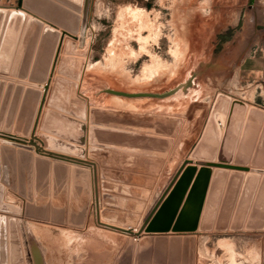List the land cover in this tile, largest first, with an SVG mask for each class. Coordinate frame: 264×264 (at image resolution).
I'll return each instance as SVG.
<instances>
[{"label": "water", "instance_id": "1", "mask_svg": "<svg viewBox=\"0 0 264 264\" xmlns=\"http://www.w3.org/2000/svg\"><path fill=\"white\" fill-rule=\"evenodd\" d=\"M89 6L90 0H84L82 28ZM23 8L44 15L38 0H24L20 8L0 6V128L29 136L37 118L39 131L29 142L0 143V211L21 212L19 206L5 200L8 187L29 201L26 216L83 228L92 200L89 168L71 166L39 152L64 156L94 168L98 162L103 179L112 174L104 170L110 167L112 156L154 165L153 174L136 170L158 176L174 144L164 171L173 180L137 231L130 228L139 224L137 214L144 203L139 204L136 215H126L112 211V197L103 195L105 208L99 217L104 223L99 222L132 236L114 264H196V232L242 230L246 215L247 229H264V175L260 176L264 173V108L249 107L242 99L232 100L230 95L220 93L205 126L203 121L185 120L175 114L94 104L88 109V99L80 94L79 82L90 45L83 48L80 36L78 49L77 38L71 39L63 32L67 39L62 42L56 75L48 81L63 34ZM217 113L226 123L223 133ZM87 140L90 160H84ZM157 145L166 148L159 152ZM193 145L190 158L196 159V165H187L189 160H185L175 173ZM102 188L107 192L110 184L103 181ZM143 231L172 234L170 238H154L141 236ZM9 261L34 264L23 220L0 217V264Z\"/></svg>", "mask_w": 264, "mask_h": 264}, {"label": "rangeland", "instance_id": "2", "mask_svg": "<svg viewBox=\"0 0 264 264\" xmlns=\"http://www.w3.org/2000/svg\"><path fill=\"white\" fill-rule=\"evenodd\" d=\"M38 1L43 7L39 8L44 13L41 16L51 20L50 24L78 26L79 34L68 33L69 38L76 37L78 43L81 36L83 45H90L80 88L92 105L181 115L185 120L203 121L205 126L218 94L254 98L255 85L242 77L240 62L245 54L242 44L255 42L256 31L257 42L264 45V17L257 23L253 18L260 14L258 0H90L84 28V0ZM23 4L24 0H0V6L8 8ZM55 13L69 19L57 20ZM56 69L57 64L52 80ZM38 131L35 123L29 136L7 131V136L0 135V143H19L8 136L33 140ZM39 153L71 166H87L90 173L93 168L64 156ZM68 186L71 188L72 181ZM70 199L69 195L68 206ZM5 200L17 206L29 203L8 187ZM97 201L92 187L84 228L24 217L34 264H114L130 234L102 224ZM6 216L21 219L0 213V217ZM248 222L246 215L242 230L196 232L197 264H264V229H247Z\"/></svg>", "mask_w": 264, "mask_h": 264}, {"label": "crops", "instance_id": "3", "mask_svg": "<svg viewBox=\"0 0 264 264\" xmlns=\"http://www.w3.org/2000/svg\"><path fill=\"white\" fill-rule=\"evenodd\" d=\"M18 7L20 8L21 6L18 5ZM256 8H258L257 10H259L260 12V14H255V16L253 17L254 21L257 23L259 21L260 16H261L260 18L264 17V0H258V2H256ZM23 9H25L31 14L37 15L38 17H40L41 19H43L48 23L52 22L51 20L45 19L44 17L36 14L35 12H33L28 8H23ZM55 17H57V20L59 19L60 21L63 20V22L69 19L68 17H63L62 19V17H60V14L56 15V13H55ZM53 25L62 32L65 31L70 32L69 29H71V27L61 28L58 27L56 24ZM257 33L258 32L256 31L255 42H248V43L245 42L242 44V54L245 53L242 56V60L240 62V70L242 72V77L247 79V81H253L255 85L254 88L255 93H253L254 94L253 100L247 98H242V99L246 100L250 104L255 103V105L264 108V45H260L257 42V37H258ZM42 87L44 88V86ZM80 94L88 98V100L90 101L89 97L82 93L81 88H80ZM221 129L223 132L224 126H221ZM165 148L166 147L164 145L156 146V149L159 152L164 151ZM192 149L193 147L186 154L184 159L180 162V164L176 168V172L181 167V165L185 160H189L187 165H196L195 164L196 159L190 158L189 153H191ZM173 150H174V144L173 146H171L169 150L167 159L163 161V165L160 168L161 174L158 176H152V174L155 172L153 170L155 168L154 165L139 163V161L131 157L112 156L109 157L108 164L110 165V167L106 168V170L110 171L112 174H110L107 177V179L104 180L101 176L102 167L98 164V162H95L96 171L94 172V166H93V168L91 169V182H92L93 191L95 192V195L98 199L97 205H99L100 210L105 208L103 205L104 194H108L112 197V208H111L112 211L120 212L126 215H134V214L136 215L139 210V206H140L139 204L144 203L145 205L144 209L142 210V212L137 214L139 215V217H141L138 226L130 229H134L136 231L138 227H141L172 181V177H168L167 175H165L164 171L168 165L169 157L172 154ZM215 161L217 162V160ZM249 163H250L249 166H251L252 162ZM197 166L199 168L201 167V165H197ZM137 167H142V168H137ZM136 169H143L141 170L142 172L145 173L150 172L152 174L149 175V174L139 173L138 170ZM147 179H151L152 181H149ZM103 181H107L108 183H110V188H108L107 192L104 191L102 188ZM144 190L151 192L147 200H143ZM21 208H22V214L16 216L18 218H21L25 223V219H24V217H26L24 214L25 207L22 205ZM89 222L91 223L90 217L88 223ZM25 227L27 229L26 223H25ZM125 229H129V227ZM146 234L147 233L143 231L141 233V236H144ZM171 234L172 233L169 232L162 235H168V238H170ZM198 235L199 234L197 233L196 236L197 247H198ZM128 237L130 238L132 236L128 235ZM196 249L198 252V248ZM196 264H197V257H196Z\"/></svg>", "mask_w": 264, "mask_h": 264}, {"label": "bare ground", "instance_id": "4", "mask_svg": "<svg viewBox=\"0 0 264 264\" xmlns=\"http://www.w3.org/2000/svg\"><path fill=\"white\" fill-rule=\"evenodd\" d=\"M46 22V21H45ZM48 23V22H47ZM73 23V22H72ZM71 27V29H69L70 30V32H68V31H65L66 33H69V34H73V35H75V36H77L79 33V27L78 26H70ZM60 32H62L61 30H60ZM62 34H63V32H62ZM72 35V36H73ZM65 38H66V34H63L62 35V39H61V41H60V45H59V47H58V50H57V55H56V58H55V63L53 64V67H52V69H51V72H50V75H49V80L48 81H53L52 80V76H53V74H54V70H55V68H56V64H57V67H58V63H59V59H60V56L62 55V50H63V43L62 42H64V40H65ZM79 38V37H78ZM78 45H79V39H78ZM79 47H80V45H79ZM84 47H86V45L84 46L83 45V48ZM85 62H86V60H85ZM84 67H85V65H84ZM83 71H84V69H83ZM82 75H83V72H82ZM54 79V78H53ZM81 80H82V76H81V79H80V82H79V88H80V83H81ZM6 81H8V80H6ZM29 81V80H28ZM25 85H27V84H25ZM28 86V85H27ZM26 87V86H25ZM80 92V91H79ZM226 94V93H225ZM232 100H234V98H232ZM92 106V104L89 102V100H88V109L90 108V107ZM214 106V105H213ZM249 107H250V105H249ZM212 109H213V107H212ZM212 111V110H211ZM216 118H217V120H218V122H219V124H220V127L221 126H224V129H225V125H226V123L223 121V118H222V115H221V113H217V115H216ZM37 119V118H36ZM36 119H35V124H36ZM88 121V120H87ZM86 121V122H87ZM88 125V124H87ZM90 125V124H89ZM88 125V126H89ZM0 129H2V128H0ZM3 130V129H2ZM5 131V130H4ZM221 131H222V129H221ZM1 133H4V134H6L7 133V131L6 132H3V131H0ZM13 132V131H12ZM11 132V133H12ZM223 132H224V130H223ZM222 132V133H223ZM87 142H88V140H87ZM87 145V144H86ZM88 145H89V143H88ZM89 147H90V145H89ZM89 149V148H88ZM86 153H87V156L86 157H88L89 158V156H88V150H86ZM190 154V153H189ZM84 158V160H90V159H87V158ZM215 161V160H214ZM216 162V161H215ZM83 163V162H82ZM99 164V163H98ZM85 165H89V164H86L85 163ZM192 166V165H191ZM251 167V166H250ZM96 168V167H95ZM94 168V172L96 171V169ZM102 169V168H101ZM212 169H215V167H212ZM104 170H106V168L104 169ZM231 171V170H230ZM154 173H156V171L154 172ZM159 173V175L161 174V170H160V172H158ZM248 172H245V174H247ZM264 175V174H263ZM168 176V175H167ZM262 176V175H261ZM108 177V176H107ZM107 179V178H106ZM105 180V179H104ZM167 180V179H166ZM105 182H107V181H105ZM108 183V182H107ZM108 184H110V183H108ZM165 185V184H164ZM9 192V191H8ZM144 198L145 197H147L146 198V200L149 198V196H150V194H151V192L150 191H145L144 190ZM12 194V193H11ZM12 197H15V195L14 196H12V195H10V198H12ZM9 199V198H8ZM6 201H8V200H6ZM8 202H10V201H8ZM26 202V201H25ZM145 206V205H144ZM20 208H21V206H19ZM24 214H25V216H26V209H27V207H26V205H24ZM144 209V208H143ZM21 210V212L20 213H12V212H6V211H0V213L1 214H8V215H11V216H13L14 215V217L16 216V215H21L22 214V208L20 209ZM142 212V211H141ZM2 216V215H1ZM139 216V215H138ZM6 218H7V216H6ZM11 218V217H10ZM18 218V217H17ZM29 218H32V217H29ZM141 218V217H140ZM21 220V219H20ZM19 222V221H18ZM140 222V221H139ZM87 223V222H86ZM25 226V225H24ZM86 226V225H85ZM84 226V227H85ZM138 226V225H137ZM136 226V227H137ZM83 227V228H84ZM142 227V226H141ZM141 227H138V229L139 228H141ZM137 229V230H138ZM132 230H134V229H132ZM136 230V231H137ZM135 231V230H134ZM145 232V231H144ZM149 234H152V235H149ZM193 234V233H192ZM146 235H148V236H153L154 238L157 236V235H162V234H157V233H147ZM154 235H156V236H154ZM182 235H184V234H182ZM136 241H138L140 238H134ZM127 242V241H126ZM166 264H168V262L166 263Z\"/></svg>", "mask_w": 264, "mask_h": 264}, {"label": "built area", "instance_id": "5", "mask_svg": "<svg viewBox=\"0 0 264 264\" xmlns=\"http://www.w3.org/2000/svg\"><path fill=\"white\" fill-rule=\"evenodd\" d=\"M0 135H3V136H7V134H3V133H1L0 132ZM8 137H11V138H13V139H16L17 141H19V142H29L30 140H26V139H24V138H20V137H12V136H8Z\"/></svg>", "mask_w": 264, "mask_h": 264}]
</instances>
